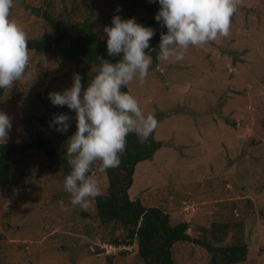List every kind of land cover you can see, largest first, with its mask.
Wrapping results in <instances>:
<instances>
[{
	"label": "rangeland",
	"instance_id": "374dc122",
	"mask_svg": "<svg viewBox=\"0 0 264 264\" xmlns=\"http://www.w3.org/2000/svg\"><path fill=\"white\" fill-rule=\"evenodd\" d=\"M25 1L39 8V17L13 7L9 19L27 39H53L55 26L40 18L41 11L63 24L59 31L83 37L88 30L105 44L103 27L111 26L114 15L137 23L144 16L137 0ZM158 51L144 82L126 86L143 113L158 121L149 138L160 143L150 160L133 168L128 199L160 209L171 226L187 223L191 238L204 236L211 246L218 245L209 238L212 226H233L219 245L230 244V230L234 235L237 228L241 240L259 251L241 264H264V0H241L229 35L190 46L182 61L157 60ZM29 57L23 79L0 99V111L12 119L7 142L40 136L65 152L76 131L75 113L53 106L48 93L69 88L73 73L83 80L92 70L50 53L29 51ZM61 113L71 118L63 134L49 128ZM99 167L97 161L89 175L104 193ZM12 178L0 187V264H143L135 241L105 251L108 240L121 239L125 230L115 226L109 234V226L96 219L94 198L87 209L73 207L60 174L47 168L41 154L25 155ZM210 256L187 242L171 247L173 264H209Z\"/></svg>",
	"mask_w": 264,
	"mask_h": 264
},
{
	"label": "clouds",
	"instance_id": "9594fccd",
	"mask_svg": "<svg viewBox=\"0 0 264 264\" xmlns=\"http://www.w3.org/2000/svg\"><path fill=\"white\" fill-rule=\"evenodd\" d=\"M15 2L0 0V89L5 90L23 79L30 59L26 33L9 19ZM240 2L158 0L160 8L155 20L167 31L160 33L157 60L182 61L190 46L200 47L218 36H228L230 18ZM120 10L118 7L116 12ZM103 32L107 37V55L114 61L97 56L96 75L87 87L82 84L81 75L73 73L69 88L49 92L47 97L53 106H66L75 113L76 131L65 141L70 171L64 177L63 189L69 194V203L81 209H87L91 198L101 195L98 180L89 175L93 164L100 162L101 173L118 167L128 135L134 134L140 143H145L158 126L152 114L143 113L133 95L121 91L133 80L143 83L148 76L152 57L147 53L157 49L149 44L156 30L138 24L135 18L114 15L111 26H104ZM70 123L69 115L54 114L49 128L63 134ZM11 128V117L0 111V144L8 141ZM58 203L63 206L64 201Z\"/></svg>",
	"mask_w": 264,
	"mask_h": 264
},
{
	"label": "trees",
	"instance_id": "16d2710c",
	"mask_svg": "<svg viewBox=\"0 0 264 264\" xmlns=\"http://www.w3.org/2000/svg\"><path fill=\"white\" fill-rule=\"evenodd\" d=\"M136 2V6L144 13V16L138 20V24L156 30V34L149 44L150 48L157 49L150 50L148 53V50H145L152 59H155L160 33L167 31L166 28H161L155 20V14L160 5L158 0L155 3H149L148 0H137ZM40 18L47 25L55 26L56 33L52 40L27 39L29 51L37 54L50 53L62 61L83 62L92 70L81 81L85 87L96 75L95 67L99 63L96 60L97 56L114 61V58L107 55L106 44L96 40L88 30L84 32L83 37H72L62 30L59 31V29H65L63 24L53 21V18L45 11H41ZM4 91L5 89H0V99ZM121 91L128 93L126 87H122ZM159 147L160 143L153 141L152 138H149L145 143H140L134 134H129L126 151L121 156L120 165L104 172L105 191L99 197L94 198L96 219L101 225L109 226L110 235L115 226H120L126 232L121 239L108 240V245L112 246L115 251L116 246L131 245L135 241L138 258L143 264H173L172 245L186 242L209 252L211 254L209 264H241L257 258L259 251H256L255 246L247 245L241 240V230L237 228L234 229V235L230 230L232 239H234L230 244L219 245L225 235L224 231L229 226L224 224L220 226L219 230L212 226L209 238L218 245L211 246L210 241L206 240L204 236L201 239L191 238L186 233L187 223L180 222L171 226L168 223L167 214L160 209L144 208L137 200L128 199L127 191L131 185L133 168L137 164L150 160ZM29 153L41 154L47 168L50 171L58 172L64 181L65 175L70 171L65 152L55 148L49 139L38 136L27 142L0 144V187L10 184L13 179L12 174L19 169L22 165V158ZM119 254L122 252L119 251Z\"/></svg>",
	"mask_w": 264,
	"mask_h": 264
},
{
	"label": "water",
	"instance_id": "95a60500",
	"mask_svg": "<svg viewBox=\"0 0 264 264\" xmlns=\"http://www.w3.org/2000/svg\"><path fill=\"white\" fill-rule=\"evenodd\" d=\"M14 8H20L31 16L39 17V8L26 4L25 0H16Z\"/></svg>",
	"mask_w": 264,
	"mask_h": 264
},
{
	"label": "built area",
	"instance_id": "2783aa9c",
	"mask_svg": "<svg viewBox=\"0 0 264 264\" xmlns=\"http://www.w3.org/2000/svg\"><path fill=\"white\" fill-rule=\"evenodd\" d=\"M113 251L114 250V248L112 247V246H107L106 248H105V251L108 253V252H110V251Z\"/></svg>",
	"mask_w": 264,
	"mask_h": 264
},
{
	"label": "crops",
	"instance_id": "0c3cea01",
	"mask_svg": "<svg viewBox=\"0 0 264 264\" xmlns=\"http://www.w3.org/2000/svg\"><path fill=\"white\" fill-rule=\"evenodd\" d=\"M259 22H260V25H261V21H259ZM257 23H258V22H257ZM257 23H256V24H257Z\"/></svg>",
	"mask_w": 264,
	"mask_h": 264
},
{
	"label": "flooded vegetation",
	"instance_id": "af4514ba",
	"mask_svg": "<svg viewBox=\"0 0 264 264\" xmlns=\"http://www.w3.org/2000/svg\"><path fill=\"white\" fill-rule=\"evenodd\" d=\"M25 3H26V1H25ZM27 4V3H26Z\"/></svg>",
	"mask_w": 264,
	"mask_h": 264
}]
</instances>
